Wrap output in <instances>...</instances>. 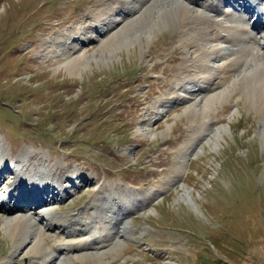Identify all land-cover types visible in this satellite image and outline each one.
I'll list each match as a JSON object with an SVG mask.
<instances>
[{"label": "rangeland", "instance_id": "1", "mask_svg": "<svg viewBox=\"0 0 264 264\" xmlns=\"http://www.w3.org/2000/svg\"><path fill=\"white\" fill-rule=\"evenodd\" d=\"M72 1L0 0L3 174H10L7 171L14 169L16 157L28 147L36 152L23 162L29 174L22 182L31 181L29 186L35 192L40 184L34 182L43 178L51 177L64 186L82 180L73 188L74 193L55 203L57 215L52 216L67 227L78 222L72 217L79 219L78 209L90 198L88 213L93 219L102 214L94 202L104 204L109 195L119 206L126 192H130V203L132 196L145 197L144 192L153 187L161 193L146 207L141 204L131 209L134 237H128L124 246H113L108 239L112 247L106 257L78 259L72 253L65 264H264L262 107L236 91L231 107L224 106L225 111L218 114V124L212 125L208 115L197 126L187 104L178 102L159 115L160 120L154 117L156 134L152 136L156 138L150 139L152 136L142 134L139 126L146 122L152 101L170 89L164 84L163 72L173 68L166 62L169 57L185 51L180 40L183 34H176L173 26L155 28L152 40L143 34L144 42L127 41L110 60L92 59L76 75L63 67L55 71L57 58L53 53L45 54L50 50L46 39L60 28L82 23L98 0ZM61 22H65L63 27ZM98 46V42L88 45L92 53ZM155 63L161 64L159 74L155 73ZM154 80L157 86L153 89L148 83ZM217 125L226 127L218 146L213 140L196 142L199 133L205 129L215 133ZM195 144L192 155L182 158L187 150L191 154L190 147ZM177 175L180 182L173 183ZM13 180L7 178L3 187ZM182 185L193 194L195 206L183 198ZM54 186L58 187L52 185V189ZM3 206L5 210L7 206ZM5 216L0 210V264H36L35 254L22 246L23 234L14 238L13 231L3 226ZM93 226L89 223L88 228ZM131 227L123 233L124 238L130 235ZM49 230L43 231L48 251L74 237L85 240L87 234L72 237L64 233L59 240ZM32 235L41 237L37 228Z\"/></svg>", "mask_w": 264, "mask_h": 264}, {"label": "bare ground", "instance_id": "2", "mask_svg": "<svg viewBox=\"0 0 264 264\" xmlns=\"http://www.w3.org/2000/svg\"><path fill=\"white\" fill-rule=\"evenodd\" d=\"M64 25L65 22L59 24L60 27ZM168 26H173L179 36L183 34L180 40L185 51L169 57L166 61L173 66L171 70L163 72L166 81L164 84L168 83L170 89L164 94L160 93L147 109L146 122L139 126L142 134L145 136L156 134L153 129L154 117L162 115L168 107L171 110L178 102L187 104L186 110L195 118V125H200L208 115L212 116L211 124L215 125L218 119L215 115L219 109L218 99H221L222 104H228L236 91H240L237 93L258 103L264 112V0H98L96 8L83 16L82 23L70 25L64 30L60 28L58 33L46 39L47 48L50 47V50L47 49L48 52L45 54L53 53V58H57L55 71L63 67L70 74L76 75L92 59L97 62L107 61L110 55H113L125 42L130 41L132 44L138 40L144 42L143 34L150 41L155 28L162 29ZM94 42H98L99 46L92 53L88 45ZM153 46L156 47L155 44ZM154 69L155 73L159 74L161 64L155 63ZM157 80L162 89L163 83L160 78ZM157 82L154 80L148 83V86L154 89ZM161 106L165 109H161ZM215 127H217L215 133H211L208 129L199 133L196 136V142L200 144L213 140L218 146L219 140L224 137L223 132L226 131V127L224 125ZM1 144L2 142H0V148ZM196 147L197 144L191 146V154L188 155L190 151L187 150L182 158L191 156ZM32 152L36 150L26 147L16 157L14 171L11 172L15 173L16 180L6 188L8 192L10 190V194H7L6 189L4 192L0 189V203L7 206L4 210L7 215L4 217L3 226L13 231L14 238L19 233L23 234L22 246L29 247L42 264H65L66 260L72 259L69 257L72 253L76 254L78 259L106 257L109 253L107 250L112 245L110 246V242L102 235L98 236L97 231L100 229V234L104 230L112 234L113 246H124L128 237L122 238L119 234V226L115 224L119 225L126 218L123 216L126 211L140 204L146 207V203L150 204V200H155L157 194L161 193L160 188L154 187L144 192L145 197L136 196L133 193L135 196H132L133 200L130 204V197L126 195L119 199V206L122 208L117 209V213L114 212V208L117 207L118 200L110 195L104 204L100 201L97 204L94 202L97 209L111 206L109 212L112 215H108V219L105 218V213L98 214L93 219L89 218L90 223H94L92 229H89L88 225L83 228L82 224H79L81 233L84 235L87 233L85 240L69 244L77 238H68V243L63 244L73 247L74 251L57 252V250L49 249V253L48 247L44 244L43 231L53 229L59 240H62L61 235L65 233V227L63 228L52 216V213L57 215L54 212L55 203L58 204L68 194L73 193L75 191L73 188L80 186L79 183L82 180L78 181L75 178L77 179L75 183L65 185L66 187L60 184L57 189L49 188L48 191H46L48 189L46 184L50 183L49 180L46 182H41L43 179L36 180L34 185H42H38L40 189L36 188L37 192H35L34 189L32 190L34 187L29 186L30 183L22 182L28 178L29 174L23 162H27ZM43 153L46 155L45 152ZM2 171L3 164L0 160V174ZM41 177L36 176V178ZM172 181L179 183L180 177L177 175ZM182 187L183 198L195 206L194 197L189 188L184 185ZM13 190H16L17 194H14ZM30 204H37L33 212L31 208H28ZM41 221H44L43 224ZM131 224L130 221L125 223L123 233ZM36 228L41 237L32 235ZM60 228L63 230L60 231ZM68 228L66 227L67 230ZM115 228L116 233L113 234ZM78 231V227L74 229V233ZM63 245H60L61 251L64 250Z\"/></svg>", "mask_w": 264, "mask_h": 264}]
</instances>
